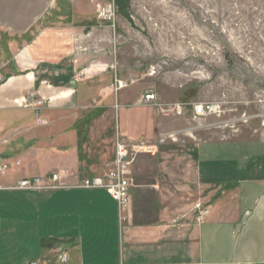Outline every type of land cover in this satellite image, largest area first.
<instances>
[{
    "label": "crops",
    "instance_id": "obj_1",
    "mask_svg": "<svg viewBox=\"0 0 264 264\" xmlns=\"http://www.w3.org/2000/svg\"><path fill=\"white\" fill-rule=\"evenodd\" d=\"M4 7L7 20L0 25L7 24L12 36L26 38L19 48L16 43L8 47L14 57L0 98L8 96L18 104L27 96L52 95L54 104L73 100L74 106L66 105L70 115L43 110L39 117L46 124L33 133L39 141L30 139V147L20 155L5 149L0 153L3 162L14 164L31 150L38 151L42 157L37 169L29 161L26 176L19 179L55 173L66 184L52 191H17L6 188L19 180L15 167L7 172V180V173L0 177V264H60L62 253L66 264H264V192L259 199L249 197L253 188L264 189V180L234 177L231 172L239 170L238 164L217 155L204 161V140L194 144L191 154L166 158L177 146L161 145L174 141L186 120L159 113L139 96L125 100L123 89L113 96L109 66L75 54L81 37L70 24L80 18L78 0H0ZM21 53L26 56L19 58ZM76 70L84 71L77 82ZM99 101L105 111H81ZM132 106L151 107L148 117L137 116ZM30 112H9L12 122L10 127L0 123V136L28 133L30 119L25 118ZM6 137V143L14 139ZM101 139L113 145L109 158L97 152ZM116 139L142 143L153 151L151 157H137L128 171L130 204L122 211L105 190L77 187L108 172L100 169L109 162L112 166ZM180 165L195 174V186H186L185 195L178 192L183 189L175 171ZM198 214L201 223L196 222Z\"/></svg>",
    "mask_w": 264,
    "mask_h": 264
},
{
    "label": "rangeland",
    "instance_id": "obj_2",
    "mask_svg": "<svg viewBox=\"0 0 264 264\" xmlns=\"http://www.w3.org/2000/svg\"><path fill=\"white\" fill-rule=\"evenodd\" d=\"M78 2L82 10L79 17L86 22L80 21V18L77 22L75 18L73 24H70L72 29L80 31L81 41L75 48V54L85 55L87 62L109 66L107 72L112 78L117 77L127 85L123 88L125 100L133 102L139 96L143 101L142 98L146 94H153L155 101L148 104L162 109H158L159 113L169 117H183L182 119L186 120L176 132L175 140L168 139L161 145L177 146V152L172 150L171 153H166V158L173 156L172 154H191L194 144L204 140V161L217 155L221 161H235L238 164L239 170L231 172L234 177L264 180V0ZM3 12L7 14L8 9L0 8V20L6 21L7 15L3 16ZM79 22L82 25L80 27L76 26ZM24 38L12 36L7 24L0 25V86L5 81L4 76L8 74L9 64L14 57L8 47L16 43L19 48L25 41ZM25 56L26 53H21L19 58ZM83 72L75 71L76 82L83 77ZM111 84L113 87V82ZM107 85L109 86L110 82ZM113 94L116 92L112 88ZM51 97L52 95H31L20 99L18 104L15 100L10 101L8 96L0 98V123L4 126L6 124L5 127H10L12 122L9 112L16 108L31 111L25 118L26 122L30 119V126L26 128L29 132L9 133L8 136L5 134L7 132H4V135L0 136V153L5 149L4 152L11 150L13 154L15 152L20 155L30 147L32 140L30 143L29 140L37 135L33 134L34 130L41 127L36 125L35 113L41 116L43 110H65L70 115V107L74 106L73 100L66 104L61 101L54 104ZM193 104L219 107V112L195 123L191 114ZM113 105H116L114 97ZM175 105L182 107L184 116L183 113L180 116L174 114L171 109ZM103 106L102 101L92 102L90 108L81 111L93 110L99 113L107 109ZM150 108L132 106L130 110L145 119ZM9 136L14 139L6 143L4 139ZM34 141L39 139L34 138ZM112 147V143L102 139L96 144L97 152L101 150L100 153H105L107 158L113 154ZM146 147L142 150H129L127 159L131 163L127 172L132 169L137 157H151L153 151L148 152ZM41 157L42 154L38 151L31 150L27 157L17 158L20 161L7 163L10 165L8 172L15 167L18 179L22 174L26 176L24 165L30 161L32 168L37 169L35 164L39 163ZM0 158L2 159L1 155ZM110 167L112 168L111 162L100 170L105 173ZM184 169L185 167L180 165L175 171L178 175V188H183L178 192L185 195L189 193V188L185 189L186 186H195V174L190 167L188 173L184 172ZM8 174L3 179L7 180ZM58 177L63 185V178L61 179L59 174ZM23 179L26 178L19 179L16 183ZM130 188L131 182L129 199ZM209 190L205 189V193ZM263 192L264 189L257 186L250 190L249 197L257 195L259 199Z\"/></svg>",
    "mask_w": 264,
    "mask_h": 264
},
{
    "label": "built area",
    "instance_id": "obj_3",
    "mask_svg": "<svg viewBox=\"0 0 264 264\" xmlns=\"http://www.w3.org/2000/svg\"><path fill=\"white\" fill-rule=\"evenodd\" d=\"M127 85L122 81L114 78L113 89L114 91H118L120 89L126 88ZM143 102L151 103L155 101V96L153 94H146L143 98ZM174 107V106H173ZM158 109H160L158 107ZM176 116L182 115V107L175 105L174 108L171 109ZM162 111V109H160ZM219 112V107H215L209 104H193L192 105V121L195 123H199L204 117L210 116L212 114H216ZM35 122L37 126H42L45 122L39 117L37 113H35ZM116 153L115 159L112 163V168L104 175V177H93L89 179L83 180L80 184L77 185L78 188L82 189H102L107 192V194L111 197V199L116 202L118 210H124L130 203L129 199V185L130 178L128 177L127 169L131 163L128 160L129 150H142L144 146L142 143L135 144L132 142L119 140L116 141ZM148 152L152 150L150 147L145 148ZM0 158V177L3 176L10 167L9 164L1 162ZM58 174H50L45 178L34 177L27 178L17 182L14 185L6 187L10 190L17 191H52L59 188L64 187L59 182ZM203 220L202 214H198L196 216V222L201 223ZM66 254H60L58 256V260L60 264L67 263ZM29 264H37V263H29Z\"/></svg>",
    "mask_w": 264,
    "mask_h": 264
},
{
    "label": "trees",
    "instance_id": "obj_4",
    "mask_svg": "<svg viewBox=\"0 0 264 264\" xmlns=\"http://www.w3.org/2000/svg\"><path fill=\"white\" fill-rule=\"evenodd\" d=\"M59 2V1H58Z\"/></svg>",
    "mask_w": 264,
    "mask_h": 264
}]
</instances>
